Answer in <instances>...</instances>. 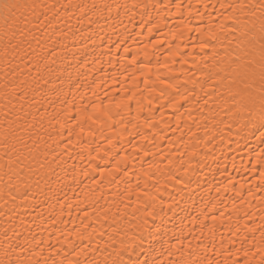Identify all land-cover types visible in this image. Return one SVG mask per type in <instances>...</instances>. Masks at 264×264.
<instances>
[{"label":"bare ground","instance_id":"bare-ground-1","mask_svg":"<svg viewBox=\"0 0 264 264\" xmlns=\"http://www.w3.org/2000/svg\"><path fill=\"white\" fill-rule=\"evenodd\" d=\"M40 2L58 13L36 32L48 83L14 72L0 41V124L47 108L35 123L50 147L19 178L0 160V241L35 237L49 264H264V117L236 113L215 77L260 0ZM69 104L92 119L49 127Z\"/></svg>","mask_w":264,"mask_h":264},{"label":"snow or ice","instance_id":"snow-or-ice-1","mask_svg":"<svg viewBox=\"0 0 264 264\" xmlns=\"http://www.w3.org/2000/svg\"><path fill=\"white\" fill-rule=\"evenodd\" d=\"M95 7L93 5V8ZM247 7L250 15L256 16V12L259 11V16L243 26L237 24L241 36L238 38L235 47L230 52H226L224 58L217 62L215 77L220 84L227 88L228 96L233 102L232 106L236 113L246 112L251 115L257 113L264 117V0H260L259 4H251ZM49 12H52L53 15L49 16ZM56 15L58 13L55 12V6L41 3L40 0H0V41L6 42L3 49L4 58L7 59L11 54L12 61L19 58L23 64V69L17 65L13 69L14 72L23 74L24 69L28 73L34 71L36 76L44 80L45 84L48 83V80L44 79L42 75V71L48 69V65L44 63L46 46H41L40 37L36 35V32L44 29L47 25H51ZM209 35L212 36L213 40H218V37L211 33ZM33 42L37 45L36 49H32ZM25 45L27 48L24 47ZM200 47L203 51L208 47V44L202 43ZM28 49L32 50L28 51ZM53 55H56L55 50L47 52V56ZM9 64L11 65V61ZM22 83L27 82L22 81ZM166 86L168 88L176 87L177 94H180L179 87L173 84H166ZM9 88L11 92L6 91V96H14L17 92L16 85L8 82L5 89ZM26 94V92H21L17 100H23ZM181 99H187V96L181 95ZM65 103L68 102L65 101ZM5 108L8 109V105H5ZM68 108L69 110L61 113L54 112L48 120V126L55 128L60 125V119L57 118L60 116L64 118L65 124H71L73 128L80 127L82 129L83 122L92 119V115L88 114L87 106L82 105L77 108L75 115L70 114V104ZM47 116V108H43V111L41 108H37L36 114L25 113L23 104L20 105L19 112L15 111L14 108L4 111L3 123L0 124V160L4 161V167L7 169L5 175L8 176L9 180L12 179L13 175L19 178L24 168L31 172L32 164L25 163V161L29 159L35 161L37 158L33 152L40 151L42 144L45 151L50 147L47 141L40 136V131L35 123L39 118L43 124V120ZM53 121H55V125ZM68 135H72L71 129ZM260 138L264 140V132H261ZM48 139H51V136ZM52 159L53 161L56 160V155H53ZM148 215L152 216L153 213L149 212ZM159 218L163 222L164 217L160 216ZM154 227L157 231L160 230L159 225H154ZM42 243L43 241H36L33 237L30 242L26 240L24 245H14L12 237L8 236L6 229L4 240L0 241V264H49V257H45L43 260L38 258L44 251L43 248L39 247V244ZM51 264H63V261H57L53 258ZM68 264H73V262L69 261ZM115 264H124V262L120 260ZM134 264H144V262L137 261Z\"/></svg>","mask_w":264,"mask_h":264}]
</instances>
